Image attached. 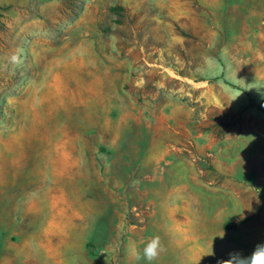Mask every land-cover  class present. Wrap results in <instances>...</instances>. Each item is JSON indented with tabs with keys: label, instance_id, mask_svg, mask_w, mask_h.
I'll return each instance as SVG.
<instances>
[{
	"label": "rangeland",
	"instance_id": "obj_1",
	"mask_svg": "<svg viewBox=\"0 0 264 264\" xmlns=\"http://www.w3.org/2000/svg\"><path fill=\"white\" fill-rule=\"evenodd\" d=\"M205 56L223 71L201 74ZM53 78L75 101L7 88ZM74 146L93 205L59 226L87 227L69 239L78 258L149 264L129 248L156 235L166 251L151 264L249 255L264 242V0H0V220L62 180L69 159L52 156ZM64 241L20 239L2 220L0 264Z\"/></svg>",
	"mask_w": 264,
	"mask_h": 264
},
{
	"label": "crops",
	"instance_id": "obj_2",
	"mask_svg": "<svg viewBox=\"0 0 264 264\" xmlns=\"http://www.w3.org/2000/svg\"><path fill=\"white\" fill-rule=\"evenodd\" d=\"M7 88L12 90V93L22 92L27 95H37L41 92L57 96L61 94L72 95L74 101L76 96L75 86L73 89H63L58 85L57 78H53L52 81L48 82H39L35 79L31 82L29 80H11ZM32 100L31 102L34 103L35 99L32 98ZM44 101L45 99L41 98L39 103H43ZM46 139L50 140L49 137ZM72 139L76 142L74 138ZM73 148L74 151H69L68 153H64V155L57 150L52 156V163L55 162L56 158L59 159L60 157L62 160L69 159V163L66 164L69 167L60 172L62 180L60 179L57 183H45V181H42L36 189H28L29 200L19 205V207L12 206L9 209L6 208L5 218L3 217L0 220L5 222L6 229H10L12 235L20 239H36L38 237L48 239L61 238V240H65V245L54 246L50 244L44 247L32 246L27 249L15 246L13 249L11 248V253L4 250L1 264H94L92 259L87 258L83 254H79L78 258L77 249L69 245V239L76 238L78 233L84 231L87 227L85 228L81 224L75 225L76 222L72 221L73 228L71 229L69 225H66V230L62 232L59 226L63 222H69L72 209H75L77 206L91 207L93 205V189L91 185L85 183L80 185V191H76V186H78L76 184L78 157L76 146ZM4 167L7 169L8 164H5ZM65 173H68L74 182L63 181ZM87 188L90 190V194L88 193L89 198L85 196L86 191L84 190H87ZM32 192L35 193L32 194ZM31 195L35 196L34 200L31 198ZM85 200L90 204H87ZM87 214L89 215L90 211ZM196 239L200 238H192L193 242ZM40 255H42L41 258L38 257Z\"/></svg>",
	"mask_w": 264,
	"mask_h": 264
},
{
	"label": "clouds",
	"instance_id": "obj_3",
	"mask_svg": "<svg viewBox=\"0 0 264 264\" xmlns=\"http://www.w3.org/2000/svg\"><path fill=\"white\" fill-rule=\"evenodd\" d=\"M225 55L226 51L222 50V56ZM8 62L12 65H20L23 61L19 53H14L8 58ZM198 70L201 74L211 77L223 71V68L216 57L205 56ZM164 251H166V249L162 244L161 237L158 235L148 239L142 249V254L137 250L135 245H131L129 248L130 256L137 262L144 259L148 261L149 264L156 260ZM217 264H264V242L256 244L249 255H245L239 250L232 251L228 254V259H220L217 261Z\"/></svg>",
	"mask_w": 264,
	"mask_h": 264
},
{
	"label": "trees",
	"instance_id": "obj_4",
	"mask_svg": "<svg viewBox=\"0 0 264 264\" xmlns=\"http://www.w3.org/2000/svg\"><path fill=\"white\" fill-rule=\"evenodd\" d=\"M86 247H87V249H89L90 245H89V244H87V245H86Z\"/></svg>",
	"mask_w": 264,
	"mask_h": 264
}]
</instances>
